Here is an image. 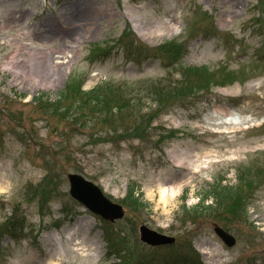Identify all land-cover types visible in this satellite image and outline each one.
I'll return each instance as SVG.
<instances>
[{
  "label": "rangeland",
  "instance_id": "374dc122",
  "mask_svg": "<svg viewBox=\"0 0 264 264\" xmlns=\"http://www.w3.org/2000/svg\"><path fill=\"white\" fill-rule=\"evenodd\" d=\"M166 44L173 54L151 51ZM44 54L54 55L51 75L61 69L48 83L36 77ZM190 67L209 69L195 77L210 82L174 104L154 101L151 92L184 86ZM71 81L85 93L100 86L98 98L127 110L101 122L91 110L75 119L35 101L77 109L76 93L53 104ZM71 173L125 206L113 229L134 262L154 256L144 224L175 236L180 253L193 245L204 264H264V0H0V264L118 263L101 219L71 196ZM128 185L145 205L124 202ZM224 186L228 205L193 210ZM75 224L97 248L73 244Z\"/></svg>",
  "mask_w": 264,
  "mask_h": 264
},
{
  "label": "trees",
  "instance_id": "16d2710c",
  "mask_svg": "<svg viewBox=\"0 0 264 264\" xmlns=\"http://www.w3.org/2000/svg\"><path fill=\"white\" fill-rule=\"evenodd\" d=\"M133 47H130V49L128 48V50L130 51V53L127 51L128 55L132 58L133 61L135 62H139V59L136 58L135 53H133L131 51ZM168 51L169 53L173 54V48L170 46H163L154 50L153 53L156 55L158 53V51ZM139 56V55H138ZM200 71H207V70H202V69H198V70H190L186 73V77H185V82H184V86H182V83H179L178 87H175L173 90L171 91H167L166 89L164 91H160L159 93L156 92H151V95L154 99V101H156L159 105H170V104H174V102L179 99V98H185L186 96L192 94L196 88L197 85L199 83H208V81L210 80L209 78L207 80L204 81H199V79H196L195 77V73H199ZM199 81V82H198ZM210 82V81H209ZM99 88H95L92 91H89L87 93L82 92V88L77 89V85H75V82L71 81L67 87L65 92L61 95V99L58 100L57 102L53 103L55 105H58V103H60L61 101L67 99L68 97H72L73 94L76 93V99H77V109L74 110H67L66 109H61V110H57L55 106H50V104H52L50 98L47 96L46 98H38L36 99L37 104H39L41 107H45L44 109H49L48 111H51L53 113H56L58 115H67L70 113H73L75 116V119L80 118L82 115L81 112L84 110H91L96 112V118L100 119L101 122H106V116L108 114L111 113H115V109L117 108L119 111V114L117 116H121L122 112L127 110L126 106H120L117 105V103H121L119 100H112L113 103L110 100L105 101L103 98H98V91ZM189 97H187L186 99H188ZM165 102V103H164ZM123 105L125 103V101L122 102ZM128 105H129V100H128ZM53 109H52V108ZM129 108V107H128ZM41 109V108H40ZM80 115V116H79ZM130 115H126V116H122L124 118H128ZM232 189H227V188H223L221 189V191L219 192V194L216 196L213 195L214 199L216 200V203L220 202V200H225L224 202L230 201L232 200V192L230 191ZM211 196H206L203 197L199 203V205L197 206V209H203V210H210L211 207L206 206V202L208 201V199ZM125 202L127 204H134V205H138V206H143L145 204H143V202H141L140 198L136 197V194L133 190H131L128 194V198L125 200ZM228 205V204H227ZM229 206H231V204H229ZM111 224H108L106 222H104L102 228L104 230V238L108 243V246L110 247L111 250H113V252L120 258L121 262L120 264H140L141 262L136 260L135 262L132 260V257L129 256V259L127 257L121 256V253L123 252L121 245L123 242V239L121 237L118 236V234L112 229ZM156 252H164L167 250V248H159V249H154ZM175 259H177L179 261V263L181 264H203L199 258L197 259V256H194L193 258H188V257H180L175 255ZM144 261V260H143ZM142 264H144V262H142Z\"/></svg>",
  "mask_w": 264,
  "mask_h": 264
},
{
  "label": "water",
  "instance_id": "95a60500",
  "mask_svg": "<svg viewBox=\"0 0 264 264\" xmlns=\"http://www.w3.org/2000/svg\"><path fill=\"white\" fill-rule=\"evenodd\" d=\"M69 178L71 182V195L87 209L111 222L124 216L123 207L109 200L97 185L78 174H71ZM215 231L228 246L231 247L236 244V239L221 227L217 226ZM141 233L142 239L152 245L175 242L174 238L162 235L146 226L141 227Z\"/></svg>",
  "mask_w": 264,
  "mask_h": 264
},
{
  "label": "bare ground",
  "instance_id": "6f19581e",
  "mask_svg": "<svg viewBox=\"0 0 264 264\" xmlns=\"http://www.w3.org/2000/svg\"><path fill=\"white\" fill-rule=\"evenodd\" d=\"M92 24L96 21H98V19L96 18H93L92 19ZM87 28H86V24H82L81 27H79L76 31H75V34L78 35V37H84L85 34L87 32ZM154 36V32H151V35L150 36ZM156 36H159V34H155ZM145 35H143V37H145ZM53 61L54 60V55L53 54H44V55H41V56H38L37 58V62L41 65L40 67V70L38 72V75H36V77L39 78V80L43 83H48V82H52L56 79V77L60 74L61 72V69L58 68L57 72H55L53 75H51L48 71V63L49 61ZM1 189V187H0ZM176 190L174 191L173 189V193L175 194ZM165 193H166V189L164 188H161V194H162V197H165ZM84 232H85V227H80L78 224H75L74 227L72 229L69 230V235L71 237H75L76 240L73 241V244H75L78 249H81V250H88V249H91V250H94V248H97L96 246H94L95 243H97L96 239L93 240V243L91 245L88 244V235L87 236H83L84 235ZM89 233V232H88ZM99 241V239H98ZM204 254H207L208 251H206V249H203L202 250Z\"/></svg>",
  "mask_w": 264,
  "mask_h": 264
}]
</instances>
